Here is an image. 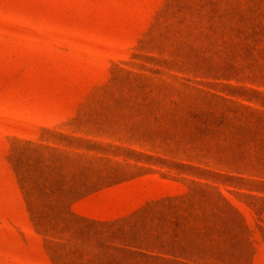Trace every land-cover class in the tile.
I'll return each instance as SVG.
<instances>
[{"label":"rangeland","instance_id":"374dc122","mask_svg":"<svg viewBox=\"0 0 264 264\" xmlns=\"http://www.w3.org/2000/svg\"><path fill=\"white\" fill-rule=\"evenodd\" d=\"M0 264H264V0H0Z\"/></svg>","mask_w":264,"mask_h":264},{"label":"trees","instance_id":"16d2710c","mask_svg":"<svg viewBox=\"0 0 264 264\" xmlns=\"http://www.w3.org/2000/svg\"><path fill=\"white\" fill-rule=\"evenodd\" d=\"M149 240L146 239V243H149V245H153L152 242H148ZM144 243V239L143 238H140L138 239V242L135 244L139 247V245L143 244Z\"/></svg>","mask_w":264,"mask_h":264}]
</instances>
